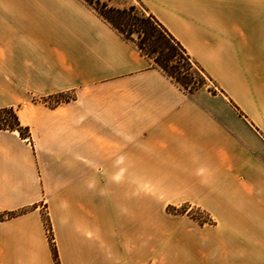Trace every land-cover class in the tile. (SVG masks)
<instances>
[{
  "label": "crops",
  "instance_id": "0c3cea01",
  "mask_svg": "<svg viewBox=\"0 0 264 264\" xmlns=\"http://www.w3.org/2000/svg\"><path fill=\"white\" fill-rule=\"evenodd\" d=\"M133 1L214 94L82 0H0V109L29 129L0 130V264H56L45 215L58 264H264V0ZM121 184L211 221L121 207Z\"/></svg>",
  "mask_w": 264,
  "mask_h": 264
},
{
  "label": "trees",
  "instance_id": "16d2710c",
  "mask_svg": "<svg viewBox=\"0 0 264 264\" xmlns=\"http://www.w3.org/2000/svg\"><path fill=\"white\" fill-rule=\"evenodd\" d=\"M99 17L107 22L124 40L135 45L137 50L149 60L151 67L161 70L186 94H193L207 82L217 90L211 78L190 57L185 48L167 29L140 3H131L118 8L99 0H82ZM0 130L18 131L23 138L29 136L28 127L20 125L13 109H0ZM11 216V214H7ZM53 256L57 252L51 245Z\"/></svg>",
  "mask_w": 264,
  "mask_h": 264
},
{
  "label": "rangeland",
  "instance_id": "374dc122",
  "mask_svg": "<svg viewBox=\"0 0 264 264\" xmlns=\"http://www.w3.org/2000/svg\"><path fill=\"white\" fill-rule=\"evenodd\" d=\"M100 2L107 3L109 6L113 7H118L117 5H125L128 6L131 3H134L137 5L136 2L133 0H99ZM123 6V7H125ZM122 8V7H118ZM151 62V60H150ZM213 86L210 82H207L206 85L202 88H200L197 91L200 90H213ZM195 91V92H197ZM194 92V93H195ZM210 92V91H209ZM65 97L64 96H57L52 99V103H57L60 100H63ZM51 103V102H50ZM26 138H29L27 136ZM135 187L137 190L140 189V185H133V184H121V207H150L154 206V204H157L159 208H164L166 211V214H170L174 216L175 219H181V218H188L194 221H199V222H210L211 219L203 210H200L199 207H196L197 204L192 201H177L173 204H169L168 201L166 200H158V201H149V200H133L129 199V192L136 191ZM46 214V212L44 213ZM46 219V231H47V236L49 237V240L51 241V245H54L52 243V233H51V227L49 224V219L45 215ZM58 259V258H57ZM56 264H58V261L56 260Z\"/></svg>",
  "mask_w": 264,
  "mask_h": 264
}]
</instances>
